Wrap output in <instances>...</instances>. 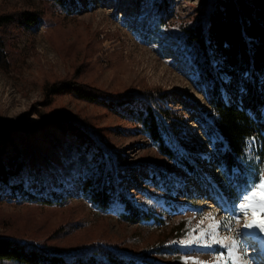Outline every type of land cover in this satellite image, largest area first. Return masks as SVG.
<instances>
[{
    "label": "rangeland",
    "instance_id": "1",
    "mask_svg": "<svg viewBox=\"0 0 264 264\" xmlns=\"http://www.w3.org/2000/svg\"><path fill=\"white\" fill-rule=\"evenodd\" d=\"M202 1L170 0V3L180 17L193 20L204 9ZM65 2L70 13L61 12L45 0H0V13L28 9L41 13L45 19L33 29L10 25L4 30L9 52L8 60L0 62V123L11 124L21 119L35 122L41 108L86 115L101 127L103 140L112 147L119 189L159 221L141 227L121 222L118 218L123 205L116 198L111 201L106 216L96 217L94 206L83 198L77 185L72 187L74 196L65 207L17 204L0 186L3 194L0 232L28 231L30 236H37L44 229L75 222L78 228L73 238L85 240V233L96 239L102 234L110 247L126 255L147 251V257L161 264L215 262V254L223 249L182 244L202 231L213 232L210 226L232 215L239 194L254 181L232 189L224 171L211 160L212 142L200 112L209 106L203 88L195 82L197 73L179 47V41L155 22V11L149 2ZM73 75L109 91L145 86L171 91L166 105L184 111L187 117L183 133L170 140L177 154H184L189 161L188 168L161 156L142 130L128 122L70 93L51 97L44 93L46 83ZM16 143L27 156L29 149L19 140ZM48 143L43 134L38 135L40 147L52 150ZM191 145H196V149L191 150ZM53 159L61 163L59 155ZM20 181L28 189H38V183L27 173ZM52 183L57 185L56 181ZM247 216L252 219L251 210L214 234L221 239L228 237L226 243L231 245ZM179 232V237H173ZM241 240L251 264H264V233L249 234L244 230ZM165 249L169 252H163ZM185 257L196 259L185 260Z\"/></svg>",
    "mask_w": 264,
    "mask_h": 264
},
{
    "label": "trees",
    "instance_id": "2",
    "mask_svg": "<svg viewBox=\"0 0 264 264\" xmlns=\"http://www.w3.org/2000/svg\"><path fill=\"white\" fill-rule=\"evenodd\" d=\"M45 1L70 13L65 0ZM139 2L150 3L155 22L179 41L197 73L195 82L203 88L209 106L200 112L212 142L211 160L224 171L232 189L256 181L264 165V0H203L204 9L193 20L180 17L170 0ZM44 20L41 13L28 9L0 13V62L8 60L7 27L33 29ZM44 93L48 97L70 93L128 122L142 130L161 156L188 168L189 161L177 154L170 140L183 133L187 117L166 105L171 91L159 86L109 91L73 75L46 83ZM38 115L35 122L0 123V186L15 203L65 207L77 185L94 206L96 217L106 216L116 198L123 205L121 222L141 227L159 221L119 189L113 150L103 140L100 126L86 115L61 109L41 108ZM39 134L52 150L38 145ZM18 140L29 149L27 156ZM54 155L60 156V164L54 162ZM24 173L38 183L37 190L23 186ZM76 228L74 222L44 229L37 236L28 231L0 232V264H161L147 257V251L128 255L117 251L102 234L96 239L85 233V240L73 238Z\"/></svg>",
    "mask_w": 264,
    "mask_h": 264
},
{
    "label": "snow or ice",
    "instance_id": "3",
    "mask_svg": "<svg viewBox=\"0 0 264 264\" xmlns=\"http://www.w3.org/2000/svg\"><path fill=\"white\" fill-rule=\"evenodd\" d=\"M247 201V203H244ZM247 210H251V222L243 225V229H237L233 237V243H226L228 237L218 238L216 231H223L228 227L230 221L238 220ZM211 215V213H209ZM203 221H201L202 223ZM213 227V232L202 231L199 236L183 243V247H200L207 249L220 248L224 251L218 252L215 255V262L199 261V264H251V261L246 258L247 248L241 240L244 230L249 232L259 230L264 233V168H261L258 179L247 186L238 196V202L232 206V215L225 216L224 221L218 222ZM211 241V242H209ZM185 260L196 259L194 257H185Z\"/></svg>",
    "mask_w": 264,
    "mask_h": 264
},
{
    "label": "bare ground",
    "instance_id": "4",
    "mask_svg": "<svg viewBox=\"0 0 264 264\" xmlns=\"http://www.w3.org/2000/svg\"><path fill=\"white\" fill-rule=\"evenodd\" d=\"M249 222H251V218H250V216H247V218H246V221H245V224H247V223H249ZM247 231V230H246ZM249 234H253V233H255V232H259V230H255V231H251V232H249V231H247ZM258 242V241H257Z\"/></svg>",
    "mask_w": 264,
    "mask_h": 264
}]
</instances>
